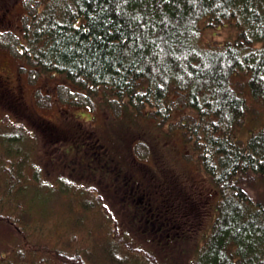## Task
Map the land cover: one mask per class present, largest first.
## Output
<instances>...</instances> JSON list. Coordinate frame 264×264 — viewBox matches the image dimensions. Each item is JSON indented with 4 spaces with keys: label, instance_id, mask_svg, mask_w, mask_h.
<instances>
[{
    "label": "trees",
    "instance_id": "16d2710c",
    "mask_svg": "<svg viewBox=\"0 0 264 264\" xmlns=\"http://www.w3.org/2000/svg\"><path fill=\"white\" fill-rule=\"evenodd\" d=\"M39 2L23 23L22 56L40 73L63 74L77 86L75 97L91 98L100 88L130 114L152 113L156 125L164 126L177 112L184 137L218 194L210 231L192 250L182 251L184 242L174 234H180L179 226L169 208L149 201L139 205L143 195L150 199L151 190L145 192L132 171L128 176L116 155L96 138L92 158L79 155L84 169L78 176L98 177L118 193L113 200L121 196L123 213L140 222L137 231L147 237L144 241L162 240L161 250L153 245L152 251L164 261L166 254L169 264L184 259L183 264H264V202L253 195L257 180H264V127L245 139L238 130L249 99L264 104V0ZM223 24L234 26L232 38L202 40L205 29ZM178 99L184 107L177 105ZM0 105L12 109L1 98ZM9 122L4 125L13 131L4 133L2 141L17 143L25 132L19 135ZM85 137L68 139L82 149ZM19 147L10 148L5 161L0 160V172L6 175L0 190L12 189L4 198L12 199L20 189L7 166ZM23 212L18 210L21 224L31 215ZM105 213L119 230L114 211ZM143 257L157 262L150 252Z\"/></svg>",
    "mask_w": 264,
    "mask_h": 264
},
{
    "label": "rangeland",
    "instance_id": "374dc122",
    "mask_svg": "<svg viewBox=\"0 0 264 264\" xmlns=\"http://www.w3.org/2000/svg\"><path fill=\"white\" fill-rule=\"evenodd\" d=\"M38 3L39 0H0V14L4 12L0 15V65L11 70L13 76L19 75L30 108L44 118H51L50 122L55 125V132L50 136L39 126L33 138L24 130L22 138L15 143L2 141V135L11 127L4 125L7 117L0 120V160L5 161L10 148L20 146L9 156L11 160H7V166L14 172L15 186L20 189L13 190L12 199L4 198L12 189L7 193L0 190V264H169L166 254L164 261L152 251L153 245L161 250L158 246L163 247L162 240L144 241L147 237L137 231L140 222L123 213L121 196L113 200V195L118 193L107 189L98 177L91 180L71 174L70 168L62 170L57 157L65 149L71 151L68 138L79 139L77 132L86 137L82 149L72 148L68 155L71 159L81 153L87 160L91 159L96 150L92 140L104 142L128 176L132 171L133 178L141 180L144 191L151 190L150 199L145 194L138 204L149 201L163 209L169 208L179 226L180 234H174L180 235L184 242L181 250H192L210 231L218 194L184 137L179 123L181 117L174 112L165 120L166 126L156 125L152 113L130 114L119 99L104 95L100 88L91 98L75 97L77 86L63 74L40 73L20 53L19 41H22L26 14ZM225 25L205 29L202 40L220 42L232 38L234 26ZM0 98L6 99L1 93ZM247 104L248 112L238 129L243 139L264 127V104L253 99ZM177 105L184 107L179 99ZM5 108L0 105V110ZM5 176L1 171L0 181ZM253 195L264 202V180H257ZM21 209L24 214H31L28 222L22 224L18 220ZM105 211H114L119 230ZM14 226L23 233L20 235ZM104 245H107L106 252ZM132 246L137 251H132ZM138 247L150 252L157 262L145 261V252L139 253ZM184 260L171 264H183Z\"/></svg>",
    "mask_w": 264,
    "mask_h": 264
},
{
    "label": "flooded vegetation",
    "instance_id": "af4514ba",
    "mask_svg": "<svg viewBox=\"0 0 264 264\" xmlns=\"http://www.w3.org/2000/svg\"><path fill=\"white\" fill-rule=\"evenodd\" d=\"M8 7L6 9H8ZM3 13L4 12L0 15ZM0 93L6 98H4L5 102L9 104L7 106L12 107V109L5 108L4 110H0V120H2L3 117H7L10 121L9 123L18 128L19 131L17 133L19 135L22 134V130H27L33 138L36 136L34 131L37 126H39L40 130H43L42 132L47 136H50L53 132H55V125L52 124L53 122H50L51 118H44L30 108L31 105L29 106L24 97L23 85L19 75L13 76L11 70L3 65H0ZM35 117L38 118L39 121L36 120ZM55 124L59 126L58 123ZM78 135L77 136L80 139L81 134L79 132ZM56 140L54 142H56ZM54 142L51 143L53 144ZM71 143L72 142L70 141V144ZM72 148L74 147L71 146V151ZM71 151L68 149L63 150L57 159L60 160L59 162L63 168H70L72 172L80 174L84 169L82 165V157L78 156L73 159H71V157L69 158L68 155L72 153ZM64 156H66V158H64Z\"/></svg>",
    "mask_w": 264,
    "mask_h": 264
}]
</instances>
